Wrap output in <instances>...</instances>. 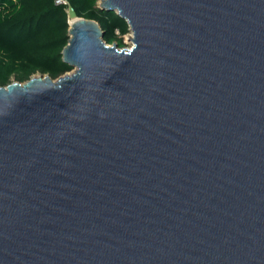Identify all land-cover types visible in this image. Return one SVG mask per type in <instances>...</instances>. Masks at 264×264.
<instances>
[{"label": "water", "instance_id": "1", "mask_svg": "<svg viewBox=\"0 0 264 264\" xmlns=\"http://www.w3.org/2000/svg\"><path fill=\"white\" fill-rule=\"evenodd\" d=\"M98 8L0 87V264H264V0Z\"/></svg>", "mask_w": 264, "mask_h": 264}, {"label": "trees", "instance_id": "2", "mask_svg": "<svg viewBox=\"0 0 264 264\" xmlns=\"http://www.w3.org/2000/svg\"><path fill=\"white\" fill-rule=\"evenodd\" d=\"M0 0V87L25 83L34 75L52 80L71 71L61 60L69 36V15L97 22L103 41L123 48L127 23L98 8L100 0ZM73 17V18H74Z\"/></svg>", "mask_w": 264, "mask_h": 264}, {"label": "rangeland", "instance_id": "3", "mask_svg": "<svg viewBox=\"0 0 264 264\" xmlns=\"http://www.w3.org/2000/svg\"><path fill=\"white\" fill-rule=\"evenodd\" d=\"M99 4V3H98ZM74 17V15H69V18L70 19H74L73 18ZM130 35H131V33L129 32L128 34H126L122 39V41H123V48H127V49H130L131 47H132V43H130L129 42V38H130ZM68 73H71V71L70 72H68ZM38 74H36V75H34V76H37ZM11 82H14L12 79H11Z\"/></svg>", "mask_w": 264, "mask_h": 264}, {"label": "built area", "instance_id": "4", "mask_svg": "<svg viewBox=\"0 0 264 264\" xmlns=\"http://www.w3.org/2000/svg\"><path fill=\"white\" fill-rule=\"evenodd\" d=\"M56 5H67L66 2H63L61 0H55Z\"/></svg>", "mask_w": 264, "mask_h": 264}, {"label": "bare ground", "instance_id": "5", "mask_svg": "<svg viewBox=\"0 0 264 264\" xmlns=\"http://www.w3.org/2000/svg\"><path fill=\"white\" fill-rule=\"evenodd\" d=\"M73 19H70V21L69 22H71ZM37 77V76H36Z\"/></svg>", "mask_w": 264, "mask_h": 264}]
</instances>
